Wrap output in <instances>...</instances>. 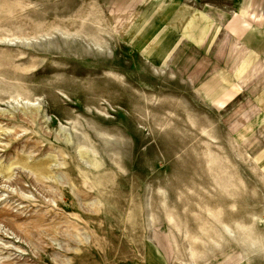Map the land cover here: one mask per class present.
<instances>
[{"label": "rangeland", "instance_id": "obj_1", "mask_svg": "<svg viewBox=\"0 0 264 264\" xmlns=\"http://www.w3.org/2000/svg\"><path fill=\"white\" fill-rule=\"evenodd\" d=\"M152 1L0 0V264H264L255 104L178 72L235 45L230 3Z\"/></svg>", "mask_w": 264, "mask_h": 264}, {"label": "crops", "instance_id": "obj_2", "mask_svg": "<svg viewBox=\"0 0 264 264\" xmlns=\"http://www.w3.org/2000/svg\"><path fill=\"white\" fill-rule=\"evenodd\" d=\"M260 1L263 4L256 3L255 0H228L230 4L227 7L231 9L226 20V32H230L242 45L226 48L220 60L216 50L210 55L206 69L201 71L200 68L193 72L182 70V58L178 64V72L190 86L202 85L205 80L204 85L208 83L213 86L218 84L219 70L226 65V69L229 68L226 81L230 85V98H242L257 105H254L252 113L249 109L247 114L243 110V126L252 122L255 139L264 141V0Z\"/></svg>", "mask_w": 264, "mask_h": 264}, {"label": "bare ground", "instance_id": "obj_3", "mask_svg": "<svg viewBox=\"0 0 264 264\" xmlns=\"http://www.w3.org/2000/svg\"><path fill=\"white\" fill-rule=\"evenodd\" d=\"M153 2V6H154V8H158L159 6H160V4L163 2V0H153L152 1ZM213 11V10H212ZM210 13V12H209ZM135 15H136V13H135ZM135 15H133L131 18H133ZM149 15V14H148ZM148 15L147 14H142V15H140L139 17H135V19H134V21H133V24H131L130 26H129V28H128V30H127V33H126V38L128 39V40H130V41H132L133 39H134V37L136 36V34H137V32L140 30V28L143 26V24L146 22V19H147V17H148ZM253 16V18H254V15H252ZM225 17V16H224ZM263 17V16H262ZM221 18H223L222 16H221ZM264 20V19H263ZM218 22H219V20H218ZM224 23V22H223ZM222 23V24H223ZM128 24V21L125 23V25L123 26V27H125L126 25ZM255 25V24H254ZM264 25V24H263ZM262 25V26H263ZM261 26V25H260ZM122 27V28H123ZM262 28V27H261ZM235 45L236 46H241L242 44H241V42L240 41H236L235 42ZM235 72V71H234ZM247 73V72H246ZM238 122H242V116H240L239 117V119H238ZM211 127V126H210ZM209 129H211V128H209ZM210 133V132H209ZM71 136H72V134H68V139H70L71 141H72V139H71ZM212 137H214V136H212ZM216 139V138H215ZM118 145V143L117 142H115V146H117ZM117 148V147H116ZM223 149V148H222ZM239 149V148H238ZM237 149V150H238ZM226 154V153H225ZM82 157L84 158V159H86V160H90V161H96V159H93L91 156H89V154L88 153H84V154H82ZM228 157V156H227ZM242 158V157H241ZM214 159V158H213ZM244 160V159H243ZM242 160V161H243ZM214 161H215V159H214ZM98 162H100V161H98ZM98 162H96V163H98ZM247 162V161H246ZM250 162V161H249ZM89 165H91V164H89ZM254 165V164H253ZM95 166L96 167H98L99 166V164H95ZM251 167V166H250ZM256 171V170H255ZM226 181V180H225ZM227 182H229V181H227ZM230 183V182H229ZM232 183V182H231ZM228 185V184H227ZM100 202V201H99ZM9 213V215L10 216H13L12 214H11V212H8ZM8 215V214H7ZM14 217V216H13ZM218 222L217 223H219L221 226H222V228H221V230H222V232L228 237V236H233V234H234V231H235V229L234 228H232L229 224H227L226 222H224L222 219H218L217 220ZM242 225V224H241ZM239 226V225H238ZM244 229V228H243ZM221 232V234H219L220 236H219V238L215 241V244L217 245V244H219L220 246H221V242L220 241H222V239L223 240H225L226 239V237L224 238L223 237V233ZM244 232V231H243ZM243 232H242V236L236 241V242H238L237 243V245H238V248L240 249V251H241V256H242V262H244L245 260H247V258L249 257V255L251 254V255H258V254H261L263 251H264V238H259V237H255V236H252V237H249L248 235L247 236H243ZM222 235V236H221ZM258 238V239H257ZM211 239V238H210ZM214 244V245H215ZM195 251V250H194ZM196 252V251H195ZM195 252H193L192 253V258H190V260L192 261V259H195ZM193 263H194V261H192ZM194 264H196V261H195V263Z\"/></svg>", "mask_w": 264, "mask_h": 264}]
</instances>
